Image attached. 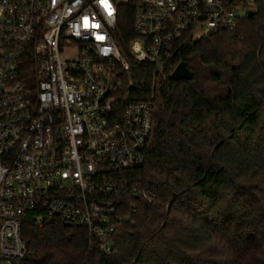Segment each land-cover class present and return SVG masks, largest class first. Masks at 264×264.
Wrapping results in <instances>:
<instances>
[{"label": "built area", "instance_id": "1", "mask_svg": "<svg viewBox=\"0 0 264 264\" xmlns=\"http://www.w3.org/2000/svg\"><path fill=\"white\" fill-rule=\"evenodd\" d=\"M107 3L110 15L98 0H0V264L24 259L28 214L113 254L132 199L152 198L132 175L152 137V96L131 95L128 60L149 67L155 90L186 44L234 32L253 13V0Z\"/></svg>", "mask_w": 264, "mask_h": 264}, {"label": "trees", "instance_id": "2", "mask_svg": "<svg viewBox=\"0 0 264 264\" xmlns=\"http://www.w3.org/2000/svg\"><path fill=\"white\" fill-rule=\"evenodd\" d=\"M252 10L234 32L184 46L170 65L184 62L191 81L167 75L154 90L149 67L128 60L131 95L152 96V137L132 172L152 198L132 199L113 254L81 230L28 214L20 264H264V0Z\"/></svg>", "mask_w": 264, "mask_h": 264}, {"label": "water", "instance_id": "3", "mask_svg": "<svg viewBox=\"0 0 264 264\" xmlns=\"http://www.w3.org/2000/svg\"><path fill=\"white\" fill-rule=\"evenodd\" d=\"M247 16L251 17L252 12H247ZM169 79L172 82L191 81L192 73L187 69V66L184 62H180L174 67V70L170 74Z\"/></svg>", "mask_w": 264, "mask_h": 264}, {"label": "snow or ice", "instance_id": "4", "mask_svg": "<svg viewBox=\"0 0 264 264\" xmlns=\"http://www.w3.org/2000/svg\"><path fill=\"white\" fill-rule=\"evenodd\" d=\"M98 2L106 9L109 11V15L111 14L110 11V6L107 3V0H98ZM92 27H98V25L93 24ZM98 39H103V37H98Z\"/></svg>", "mask_w": 264, "mask_h": 264}]
</instances>
